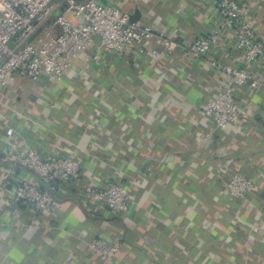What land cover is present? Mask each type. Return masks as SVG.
<instances>
[{"label": "crops", "instance_id": "obj_1", "mask_svg": "<svg viewBox=\"0 0 264 264\" xmlns=\"http://www.w3.org/2000/svg\"><path fill=\"white\" fill-rule=\"evenodd\" d=\"M104 1L154 25L148 48L160 31L178 47L157 57L107 53L101 64L94 45L59 82L9 77L0 137L7 119L19 147L71 154L81 171L51 192L55 210L13 205L5 180L50 184L5 155L0 138V264H264V64L251 69L256 82L235 87L248 121L218 129L201 110L228 76L209 60L240 66L243 53L232 29H218L212 3ZM240 1L264 41V0ZM216 32L205 59L190 61L185 45ZM236 173L253 178L255 190L233 195L227 183ZM108 181L130 187L126 212L107 216L85 207V191ZM98 237L119 240V251L89 253Z\"/></svg>", "mask_w": 264, "mask_h": 264}, {"label": "built area", "instance_id": "obj_2", "mask_svg": "<svg viewBox=\"0 0 264 264\" xmlns=\"http://www.w3.org/2000/svg\"><path fill=\"white\" fill-rule=\"evenodd\" d=\"M209 1L217 17L218 29H232L235 47L243 53L240 66L209 60L228 78L226 85L205 102L201 113L216 128L225 129L248 121L247 112L236 100L235 87L256 82L251 69L264 64V41L253 28L240 0ZM40 33L42 37H39ZM154 35L152 23L132 21L131 15L119 5L104 0H0V98L5 95L11 75L45 86L61 81L74 69L75 59L94 45L92 57L101 64L109 62L107 53L118 58L174 53L178 43L164 31L158 32L156 44L148 48ZM217 41L216 32L187 43L185 49L190 61L205 59ZM46 104L50 108L56 107V103ZM3 127L0 138L5 155L50 184L49 188H43L27 176H13L3 186L8 191L10 203L32 205L42 212L55 210L59 201L51 192L58 184L77 180L80 161L67 153L47 156L30 146L19 147L14 138V125L4 119ZM227 186L233 195L243 196L255 190L256 182L236 173ZM130 196L131 189L126 183L108 181L90 186L82 201L90 212L100 210L110 216L126 212ZM120 247L119 240L98 237L89 243L88 252L107 257L118 252Z\"/></svg>", "mask_w": 264, "mask_h": 264}, {"label": "rangeland", "instance_id": "obj_3", "mask_svg": "<svg viewBox=\"0 0 264 264\" xmlns=\"http://www.w3.org/2000/svg\"><path fill=\"white\" fill-rule=\"evenodd\" d=\"M43 36V34H41L40 33V36L39 37H42ZM38 122V121H37ZM34 149H36V148H34ZM36 150H38V149H36ZM39 151V150H38ZM40 152V151H39ZM80 171H81V166H80V170H79V175H80ZM78 178H79V176H78ZM77 178V179H78ZM8 180V179H7ZM7 180H5L4 182H3V186H4V183L7 181ZM116 182H119V181H116ZM37 184V183H36ZM61 184H63V183H61ZM104 184V183H103ZM37 185H39V184H37ZM60 184H58V186H59ZM99 185H102V184H99ZM40 186V185H39ZM90 188V187H89ZM101 257V256H100Z\"/></svg>", "mask_w": 264, "mask_h": 264}, {"label": "water", "instance_id": "obj_4", "mask_svg": "<svg viewBox=\"0 0 264 264\" xmlns=\"http://www.w3.org/2000/svg\"><path fill=\"white\" fill-rule=\"evenodd\" d=\"M131 19H132V21H136L137 20V15L131 16Z\"/></svg>", "mask_w": 264, "mask_h": 264}]
</instances>
